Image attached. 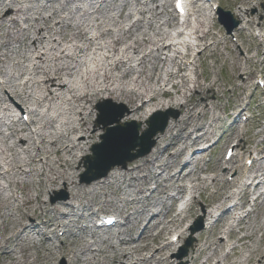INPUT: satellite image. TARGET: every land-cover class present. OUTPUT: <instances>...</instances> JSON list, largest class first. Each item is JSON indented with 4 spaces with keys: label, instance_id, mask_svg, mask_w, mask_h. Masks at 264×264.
I'll list each match as a JSON object with an SVG mask.
<instances>
[{
    "label": "bare ground",
    "instance_id": "6f19581e",
    "mask_svg": "<svg viewBox=\"0 0 264 264\" xmlns=\"http://www.w3.org/2000/svg\"><path fill=\"white\" fill-rule=\"evenodd\" d=\"M158 1L125 0L116 7H109L110 0H48L45 5L48 8L40 6L37 11L41 13L30 14L32 7L22 11L18 0H0V92L9 91L18 105L31 101L38 112H28L27 124L19 119L4 124L3 119L11 117L17 106H11L13 102L0 96L3 114L0 128L6 130V134L0 131V182L6 183V187L0 184V218L4 225L0 230L10 223L19 227L14 240H6L3 246L0 241L2 257L14 259L21 253L23 260L17 264H52L53 256L55 259L58 254L69 264H172L164 256L172 243L158 245L166 234L182 229L192 217L193 207L191 204L185 212L171 214L174 200L169 203L166 201L169 198L162 197H167L172 189L180 198L188 191L202 196L213 188L218 206L214 208L206 203V215L214 217V209L220 213L207 230L198 234L201 246L190 264L200 257H205L202 264H226L230 260L231 253L219 256L228 242L216 236L228 226L233 212L244 206L241 203L226 207L233 199L243 202L249 195L247 186L242 183L247 169L245 165L232 162L234 158L239 159L237 151L229 164L225 163L227 166L216 161L210 169H205L198 158H193L191 163L182 160L190 148L206 142L208 135L220 128L221 119L214 116L218 111L217 103L208 104L200 99L212 94L219 100L218 80L199 74L197 69L204 66L207 57L216 54L221 58L222 55L216 51L218 43L213 49L203 46L208 36V31L202 29L205 23L200 19L204 8L196 6L193 22L187 19L182 24L183 30L189 33V40L175 42L170 32L178 27L168 11V0L160 5ZM253 2L261 4L264 0H229L228 3L243 12ZM252 23L250 19L246 26L250 28ZM183 36L182 30L176 33V38ZM238 37H242L241 32ZM252 38V46H256L258 39ZM228 44L227 40L222 43L227 52L225 60L230 61L233 72L244 71L237 57L230 53ZM194 49L198 50V57H193L192 61L198 65L192 64L191 78L186 74L185 61ZM18 77L22 82L15 84ZM228 83L232 84L230 80ZM244 84L232 90L234 96L244 94ZM171 90L177 98L172 96ZM105 100L126 105L128 113L121 121L140 122L142 130L150 112L176 108L180 116L170 121L164 134L156 138L151 153L135 166L124 171L114 169L104 179L83 186L75 181L73 166L78 159L85 163L90 144L98 141L104 131L100 126L95 132L92 119L97 114L96 105ZM211 113V124H207L205 120ZM236 121L229 127L226 142L241 138L234 126ZM240 145L248 154L251 148L247 143ZM257 154L260 159L252 160L255 169L249 172L254 175V181L259 175L264 176L259 161L264 159V151L259 150ZM190 165L192 171L188 170ZM221 169L227 176L233 171L230 182L223 175L218 177ZM208 171L216 173L210 183L200 177ZM35 177L38 178L36 183ZM258 185H264V178ZM60 188L68 194L69 203L49 204L42 200L43 195ZM230 188H240L238 195L223 197L222 191ZM261 197L264 193L256 200ZM98 202L106 209L116 208L124 221L120 232H102L108 239L89 232L87 226H79L85 221V212L91 218L96 215L93 207ZM261 203L237 222L238 231L230 233L238 244L230 250L234 253L238 247L247 250L249 264H264V222L259 218L264 213V204ZM150 207L161 208L163 213L157 211L143 216ZM38 210L44 219L42 222ZM70 216L74 219H69ZM142 217L140 222L138 219ZM139 224L141 230L134 235V228L138 229ZM60 228L64 229L61 236L47 238ZM259 233L261 238L256 241ZM181 234L178 233V237ZM33 236L38 237L37 241H33ZM62 238L70 240L76 250H68L65 245L56 250L54 243ZM110 239H115L116 243ZM136 241L138 244H134ZM248 241H253L255 246H249ZM13 242L14 248L9 249L8 245ZM99 243L105 248L98 247ZM31 249L37 250L35 256L29 254Z\"/></svg>",
    "mask_w": 264,
    "mask_h": 264
},
{
    "label": "rangeland",
    "instance_id": "374dc122",
    "mask_svg": "<svg viewBox=\"0 0 264 264\" xmlns=\"http://www.w3.org/2000/svg\"><path fill=\"white\" fill-rule=\"evenodd\" d=\"M110 0V4H108L109 7H116L118 4H120L121 2H124L125 0ZM215 5H216V0H211ZM115 2V3H114ZM212 3V6H213ZM32 7L31 10V14L37 12L38 10V6H32L31 4H26L23 5V7ZM255 3H253V5H251L250 8H247V12H245L246 10L244 9V12H240L238 11V9H230L227 7H223L221 8L223 11L225 12H229L231 18H229V23L231 24L233 21L238 22L239 26L233 31V33H237L238 31H240L242 28H245L246 25V20L249 18H252L254 20V25L252 26V30H251V35L256 37L257 35H259L260 40H264V23L262 25H259L262 21L263 15H264V3H261L259 5H256L255 7ZM169 12L172 11L171 7H169L168 9ZM46 15V13H44ZM215 12L213 10L210 9H206L205 11V16L203 15V20L205 22V27L203 28L204 31L210 29V37H208L206 39V41L204 42L205 45H211L213 44L214 40L220 41V43L223 42V40H228L229 39V35H227L225 33V30L223 29V27L219 26L217 21L214 18ZM166 18H168L166 16ZM92 20V19H91ZM88 21V20H87ZM248 32H244L243 33V48L245 49V54L242 52L241 56H239L236 52V54L234 53V51L232 50L231 47L228 46V49L230 50V53H232L233 55H237L238 56V60L239 62L245 66V72H238L235 73L231 70L230 68V61H226L227 59V52L224 50L223 45L220 44L219 48H218V53L222 55L221 58H219L216 54H213L212 57H207L206 61L204 63V66H201L199 69H197L198 73H204V75H208L210 77L211 80H218V84H219V89L220 92L218 93V101H215V98L212 94H209V98L208 99H203L202 97L200 99L202 100H208V102H216L219 109H223L220 113V115L222 117L226 116L225 114H232L233 111H235L234 109L237 108V106L240 104H238V101H240L241 98H245L246 96H248V94H253V98H252V103L251 106L249 107V111L252 113L253 118L249 121V122H245V126H240V132L244 133V139H248L250 140V145L253 148L257 143H259L261 140L264 139V136H261L262 131L264 130V101L263 98L261 97V95L259 94V92L261 91H257L254 88L255 86V74L258 73L261 69H262V65L260 64V61L262 60L263 56H264V46L261 47H257V46H251V49L249 50V52L246 51V49L248 48V44L250 42V38H248ZM229 41V40H228ZM257 49H259L258 53L256 52ZM192 54H195L192 53ZM250 58L251 60H249L248 64H245V59ZM189 59V58H188ZM226 59V60H225ZM10 65H12V62L10 63ZM186 68V67H185ZM191 69V68H190ZM187 70V68H186ZM264 74V70L263 72H261ZM249 75L248 77L245 75ZM254 74V75H253ZM230 80V82L232 83L231 85L228 83V81ZM246 83L245 86V91L242 93L243 95L240 97L234 96L233 93L231 92V90H235L236 88H239L240 85L242 84V82ZM20 83V81H16L15 84ZM6 94V93H5ZM7 98H9V100L13 101L14 100L12 98H10V95H8V93L6 94ZM173 97H176L175 95ZM119 108L118 111L123 113V116L126 115V113H128V108L121 103H116ZM25 107L21 108V111H25L24 110ZM32 108V107H30ZM226 111V112H225ZM164 113H169L170 115L173 114H177V117H179L180 113L178 112V110L176 108H166L164 111ZM211 114L207 117V119L205 120L206 122H210L211 119ZM174 118H170V120H172ZM228 122H226L227 125ZM98 126V124H96ZM225 126V124H224ZM147 127H145L146 129ZM0 130H3V128H0ZM219 132V131H218ZM216 135H212L210 137V140H212ZM224 140V138H223ZM222 140L221 143L217 144L214 148H212L210 150L209 155L205 156V155H197L198 157H201V159L206 160V162H208L210 165L212 163H214L217 160H221L223 161V155H224V149L225 147H222ZM239 143H242V140L237 141ZM94 144V143H93ZM1 147V146H0ZM244 150H237V153H243ZM91 154V152L89 153ZM88 155V154H87ZM211 160V161H210ZM136 161L131 162L129 166L134 165ZM210 161V162H209ZM237 163V162H236ZM75 164V163H73ZM84 163L81 162V159L78 160L76 162V164L74 165V171H75V181L80 183V178L79 176L81 174H83L84 172ZM190 168H192V166H190ZM207 168L209 169L210 167L207 166ZM223 173L222 171H220V174ZM202 178L204 177L203 175H201ZM212 175H210L209 178H211ZM226 177V176H225ZM36 178V177H35ZM35 183L38 181V178L34 179ZM0 184L2 186H5L6 183L5 181H1ZM31 191V196H34L35 193H33V190L30 189ZM213 192V190L210 188L209 191L206 193L205 196H202L201 198H195L196 200V204L194 205V210H195V214L190 218V220L188 221L187 224H185L184 226L187 227L189 224H191L192 222L195 221V219L198 216H201L203 218V225H205L206 223V217L203 216V214L206 212V208L204 206V203L206 202H213L214 197L210 196V194ZM50 193V195H43L42 200L43 201H49L50 198H53L55 201L62 199L63 197L67 196L66 195V191H64L63 188L60 189H55ZM168 194H171V192H169ZM197 197V196H196ZM117 198L121 199L123 198L122 196H118ZM189 196H185L184 199H188ZM68 199V196H67ZM250 202L252 199L251 197L248 199ZM97 204V203H96ZM98 205V204H97ZM118 205H121L118 203ZM175 209V207H173V210ZM112 208L109 210L111 211ZM151 212V213H150ZM152 212H157V210L154 207H150L148 209V213L143 216H150L152 214ZM2 214L5 212H1ZM110 213V212H109ZM37 215L40 217V210L37 211ZM42 217V216H41ZM40 217V219H41ZM260 218V215H259ZM2 220L3 218H0V227L4 226L2 225ZM43 220V219H41ZM140 222L143 221V217L138 219ZM134 228V227H133ZM132 228V229H133ZM139 229L141 230L140 224L138 225V229L137 227L134 228V235L137 234V232L139 231ZM16 230H19L18 225H13V224H8V227L3 228V231L0 230V235H2L0 237V241H1V246H3V242H5L8 239H15V234L17 233ZM154 234V233H153ZM56 235V234H55ZM221 237L223 236V240L224 241H228L230 242L229 244L233 243V239H226L224 235H220ZM195 237V235L193 236ZM260 238V234H257L255 239ZM33 241H37V238L33 237ZM169 236L166 237L165 241L162 242L166 243L169 240ZM65 240V239H63ZM113 241L114 243H116L114 240L110 239V242ZM195 242H196V237H195ZM195 242L192 245V248L189 249V253L190 251L193 250ZM65 248H67L68 250H70L71 248L74 249V251L76 250V247H71V242L70 240L68 241L65 240L63 241ZM79 244V243H78ZM76 244V245H78ZM138 244V243H135ZM75 245V246H76ZM249 246L252 247V243H248ZM15 243H11L10 245H8L9 249L14 248ZM60 247L61 246V242H56L55 247ZM98 247H102L105 248V245H101L100 243L97 244ZM56 247V248H57ZM57 250V249H56ZM227 250V249H226ZM241 248H237V251L235 253H232L231 256H234L232 258H230V263L233 261H238L235 264H243L244 263V259H246L249 254L246 252H243L245 250H243ZM108 253L112 254L113 251L112 250H106ZM174 252V254L177 253V249L175 247L172 248V253ZM37 253L36 249H31V252L29 254H31V256H35ZM170 253H168L166 256H169ZM189 255V254H188ZM221 255H223V253H221ZM16 257L14 259L12 258H6V257H2L1 256V251H0V264H17L19 261H22V254L21 253H17V255H15ZM192 256V252L191 255L188 257H186L185 259H182L181 261H183L184 263L186 261H189L190 258ZM31 260V259H30ZM173 264H177L176 262L172 261ZM203 262H205L204 257H202L200 259V261L197 264H202ZM22 263V262H20ZM52 264H69L67 263V259L62 258L59 254L55 257L53 256V261Z\"/></svg>",
    "mask_w": 264,
    "mask_h": 264
},
{
    "label": "water",
    "instance_id": "95a60500",
    "mask_svg": "<svg viewBox=\"0 0 264 264\" xmlns=\"http://www.w3.org/2000/svg\"><path fill=\"white\" fill-rule=\"evenodd\" d=\"M164 126H165V124L161 127V129H160L161 132L163 131ZM151 135H153V133L150 134V137H151ZM147 138L144 139V141L140 143V148H142V150L144 148L145 141L147 140ZM148 141L149 140H147L146 143ZM151 146H152V144L148 145V147L145 149V151L140 153L138 156H142V155L148 153ZM97 154H98V152H96V155ZM138 156H131V157L127 158L125 151L120 152L119 155H117V157L108 156V155L99 156V157L96 156L93 159V161L90 162L91 164H90V168H89L88 173L91 174V170L94 169L95 173H93V174L95 176H98V177L105 176L107 174V172L110 169H112L116 164H122L123 167H125L126 161H131V160L137 158Z\"/></svg>",
    "mask_w": 264,
    "mask_h": 264
},
{
    "label": "snow or ice",
    "instance_id": "6c2138e0",
    "mask_svg": "<svg viewBox=\"0 0 264 264\" xmlns=\"http://www.w3.org/2000/svg\"><path fill=\"white\" fill-rule=\"evenodd\" d=\"M178 7H179V5H178Z\"/></svg>",
    "mask_w": 264,
    "mask_h": 264
}]
</instances>
